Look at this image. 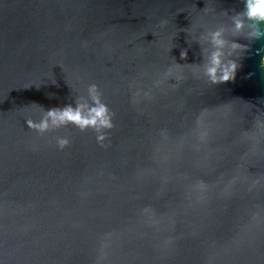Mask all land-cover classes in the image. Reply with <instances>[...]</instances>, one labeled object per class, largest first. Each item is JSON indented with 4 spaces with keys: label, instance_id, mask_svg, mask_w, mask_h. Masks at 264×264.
I'll return each mask as SVG.
<instances>
[{
    "label": "water",
    "instance_id": "1",
    "mask_svg": "<svg viewBox=\"0 0 264 264\" xmlns=\"http://www.w3.org/2000/svg\"><path fill=\"white\" fill-rule=\"evenodd\" d=\"M244 3L0 0V264H264V36L219 84L195 41ZM93 83L103 140L26 124Z\"/></svg>",
    "mask_w": 264,
    "mask_h": 264
},
{
    "label": "clouds",
    "instance_id": "2",
    "mask_svg": "<svg viewBox=\"0 0 264 264\" xmlns=\"http://www.w3.org/2000/svg\"><path fill=\"white\" fill-rule=\"evenodd\" d=\"M262 21L264 0H245L243 9L230 17V24H220L206 29L195 39L201 46L202 73L211 83L219 84L235 79L241 67V53H245L249 48L248 44L239 42L237 38L253 40L264 36ZM188 43L191 45L189 40ZM180 56L187 58V48L182 49ZM168 71L171 73L172 68L170 67ZM42 109L39 119L26 120L30 128L38 130L41 134L71 123L81 130L94 128L99 133L98 140H103L104 133L101 130L112 127V114L107 104L102 101L98 85L95 83L88 86L86 96L76 97L74 104ZM69 143L67 137L57 138V144L61 149Z\"/></svg>",
    "mask_w": 264,
    "mask_h": 264
}]
</instances>
